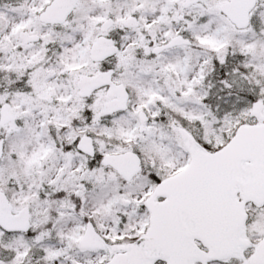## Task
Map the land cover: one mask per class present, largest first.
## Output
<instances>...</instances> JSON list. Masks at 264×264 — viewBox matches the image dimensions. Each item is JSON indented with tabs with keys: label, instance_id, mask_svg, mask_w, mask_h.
Returning a JSON list of instances; mask_svg holds the SVG:
<instances>
[{
	"label": "snow or ice",
	"instance_id": "6c2138e0",
	"mask_svg": "<svg viewBox=\"0 0 264 264\" xmlns=\"http://www.w3.org/2000/svg\"><path fill=\"white\" fill-rule=\"evenodd\" d=\"M0 264H264V0H0Z\"/></svg>",
	"mask_w": 264,
	"mask_h": 264
}]
</instances>
